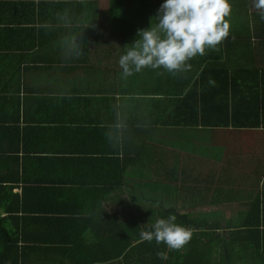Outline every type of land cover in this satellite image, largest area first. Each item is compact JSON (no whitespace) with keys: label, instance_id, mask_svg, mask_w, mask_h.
I'll return each mask as SVG.
<instances>
[{"label":"crops","instance_id":"0c3cea01","mask_svg":"<svg viewBox=\"0 0 264 264\" xmlns=\"http://www.w3.org/2000/svg\"><path fill=\"white\" fill-rule=\"evenodd\" d=\"M229 2L228 38L191 71L124 77L164 0H0V171L39 222L30 261L107 262L113 218L229 230L264 212V20Z\"/></svg>","mask_w":264,"mask_h":264},{"label":"trees","instance_id":"16d2710c","mask_svg":"<svg viewBox=\"0 0 264 264\" xmlns=\"http://www.w3.org/2000/svg\"><path fill=\"white\" fill-rule=\"evenodd\" d=\"M228 73L227 71L226 83L231 78ZM157 121L164 125L166 118H159ZM146 122L147 120H127V125L141 126ZM0 153L6 154V149H0ZM6 159L0 156V160H5L3 165H6ZM125 161L127 164L128 159ZM8 181L11 182V179L7 178L6 169H3L0 171V264H37L29 260L32 255L38 254L37 249L29 246V243L37 241V236L24 228L39 222L23 218L21 194L15 192L16 186L8 187ZM114 183L120 186L123 182L120 180ZM172 215L176 216L177 224L191 230V238L182 248L169 250L164 243L157 244L154 239L150 242L144 240L141 232L152 230L151 227L143 228L136 224L134 230L125 229L113 218L109 243L104 244L108 246V255L105 256L108 260L103 264H264V212L247 216L242 228L229 230L200 226L187 216L178 214L168 213L160 219H167ZM103 250L106 248H97L95 255L101 256ZM158 252H166L167 259H160ZM71 264L98 263L88 260Z\"/></svg>","mask_w":264,"mask_h":264},{"label":"clouds","instance_id":"9594fccd","mask_svg":"<svg viewBox=\"0 0 264 264\" xmlns=\"http://www.w3.org/2000/svg\"><path fill=\"white\" fill-rule=\"evenodd\" d=\"M252 6L264 20V0H252ZM231 10L229 0H164L153 18L156 23L138 30L137 39L119 57L122 75L129 77L144 68H163L173 76L191 71V59L218 50L228 38L230 25L225 17ZM209 83L215 84L213 80ZM175 221L174 215L158 219L152 230L141 232V238L179 250L190 240L191 230ZM157 256L167 259L166 252Z\"/></svg>","mask_w":264,"mask_h":264},{"label":"rangeland","instance_id":"374dc122","mask_svg":"<svg viewBox=\"0 0 264 264\" xmlns=\"http://www.w3.org/2000/svg\"><path fill=\"white\" fill-rule=\"evenodd\" d=\"M204 217V216H203Z\"/></svg>","mask_w":264,"mask_h":264}]
</instances>
